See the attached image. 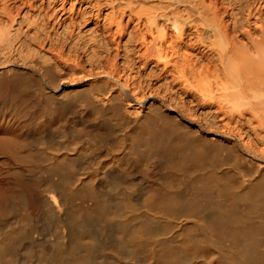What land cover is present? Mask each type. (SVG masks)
Here are the masks:
<instances>
[{
    "label": "bare ground",
    "instance_id": "obj_1",
    "mask_svg": "<svg viewBox=\"0 0 264 264\" xmlns=\"http://www.w3.org/2000/svg\"><path fill=\"white\" fill-rule=\"evenodd\" d=\"M0 264H264V0H0Z\"/></svg>",
    "mask_w": 264,
    "mask_h": 264
}]
</instances>
